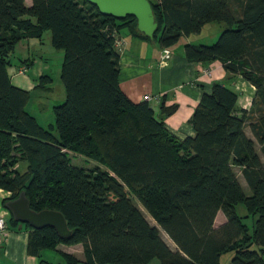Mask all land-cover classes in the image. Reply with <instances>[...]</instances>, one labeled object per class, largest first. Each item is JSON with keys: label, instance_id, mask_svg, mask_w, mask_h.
I'll use <instances>...</instances> for the list:
<instances>
[{"label": "trees", "instance_id": "16d2710c", "mask_svg": "<svg viewBox=\"0 0 264 264\" xmlns=\"http://www.w3.org/2000/svg\"><path fill=\"white\" fill-rule=\"evenodd\" d=\"M157 30L141 34L133 17L102 16L85 0H0V190L8 200L24 192L35 212H60L71 230L61 239L49 227L27 233V254L51 264H264V0H149ZM224 30L211 45H184L188 62H221L228 79L255 88L252 110L238 111V95L219 83L203 94L189 120L194 136L178 140L164 118L145 102L133 103L119 85L115 40L122 30L171 49L207 24ZM50 35L62 52V101L52 107L54 124L42 127L26 107L31 93L9 78L19 42ZM51 77L38 79L50 90ZM248 126L254 140L244 132ZM66 151L99 167L71 164ZM241 169L247 195L234 171ZM140 203L173 242L172 250L135 206ZM244 204L252 230L235 212ZM6 210V209H5ZM221 212L225 222L215 227ZM247 218V217H245ZM9 223L17 227L9 213ZM81 245L84 260L58 250Z\"/></svg>", "mask_w": 264, "mask_h": 264}, {"label": "crops", "instance_id": "0c3cea01", "mask_svg": "<svg viewBox=\"0 0 264 264\" xmlns=\"http://www.w3.org/2000/svg\"><path fill=\"white\" fill-rule=\"evenodd\" d=\"M31 4L32 0H25L27 7ZM223 30L222 24H207L199 34L182 37L179 45L169 49L171 57L162 65L160 64L162 49L157 41L133 37L126 29L118 35L121 44L116 49L119 53L121 90L133 103L146 101L158 119L163 116L162 107L175 106L176 111L165 117L164 123L166 129L180 141L194 136L189 120L202 95L210 94L214 83L222 84L237 93L238 111L252 110L255 88L251 84L240 77L229 80L228 74L219 61L193 63L185 59V44L211 45L217 41ZM62 60L63 54L51 46L49 34L44 35L42 39H25L16 46L8 75L15 87L31 93L32 111H36L35 105H40V102L43 104L42 101L50 100L46 105L48 104L51 109L55 103L62 101L64 90L59 84ZM22 69L25 70L24 73ZM44 75L52 79V83L48 86L51 88L50 92L57 85L58 94L56 93L55 97L51 93L47 97L46 94L49 91L37 87L38 79ZM146 96L149 97L148 100L144 99ZM249 131V127L246 126L244 129L246 136L255 141L251 131L249 135ZM257 153L264 163L263 155H260L258 151ZM3 193L0 190V207L2 198L5 197ZM224 222L225 218L222 223ZM214 226L216 227V219ZM27 240L28 233L24 226L13 227L9 223L7 230L0 235V254H3L0 264H37V259L27 254Z\"/></svg>", "mask_w": 264, "mask_h": 264}, {"label": "water", "instance_id": "95a60500", "mask_svg": "<svg viewBox=\"0 0 264 264\" xmlns=\"http://www.w3.org/2000/svg\"><path fill=\"white\" fill-rule=\"evenodd\" d=\"M95 6L102 16L113 17L116 20H123L126 17H133L136 20L137 30L153 38L157 30L153 11L149 0H85ZM5 209L10 213L12 219L21 225H28L31 229L37 230L44 227L52 228L61 239H67L71 235L64 216L58 211L42 210L35 212L30 209L29 201L24 192H21L16 199L8 200Z\"/></svg>", "mask_w": 264, "mask_h": 264}, {"label": "rangeland", "instance_id": "374dc122", "mask_svg": "<svg viewBox=\"0 0 264 264\" xmlns=\"http://www.w3.org/2000/svg\"><path fill=\"white\" fill-rule=\"evenodd\" d=\"M54 64L55 63H53V65ZM59 84L61 85L60 82H59ZM50 90H46V91H49L46 94V96L48 97L51 93V95H54V97H55V95L58 91L57 85H55V88H53V90L51 92H50ZM42 102H43V104L40 102V105H37V104L35 105L36 111H32L33 108H32V104H31L32 103V98H31L30 104L28 105V107H26V110L37 119L38 123L42 127L47 128L49 125L54 124V114L52 112L51 107H48V104L46 105V103L50 102V100L49 101H42ZM249 135H251L250 131H249ZM256 147H257V151L259 152V154L262 155L260 153L259 146L256 145ZM66 153H67V155L71 161V164L76 166V167H80V168H84V169H88V170L93 169L95 167H99L102 171L106 170L103 166L97 164L95 161H93V160H91V159H89V158H87L81 154L74 153L72 151H66ZM262 159H263V157H262ZM263 161H264V159H263ZM234 171L238 177V180L241 182V185H242L243 189L245 190L246 194L250 195L249 187L246 184L240 169L234 168ZM134 204L142 212V214L145 216V218L149 221V223L151 225L158 227L157 224L153 221V219L149 216V214L143 209V207L140 205L139 202L134 200ZM235 212L239 217L243 218L244 224H246L252 230L254 218H252L251 216H248V213H247V210H246V207L244 206V204H237L235 207ZM245 217H247V218H245ZM222 221H224V215L220 212L218 214V217H216V227L218 225H220L222 223ZM158 229H160V228L158 227ZM160 233H161V237L164 240V242L167 243L172 250H176L175 246H173L172 242H170L167 235L161 229H160ZM57 249L62 251V252H65V253L72 254L74 257H76L79 260H84L83 249H82L81 245H76V246L60 245V246H58ZM9 255L12 256L10 253H9ZM232 256H233V253H228V254L223 255L221 257V264H228L230 262ZM2 257H3V254L1 253L0 259ZM42 258L51 264H57L60 262L62 263V259L59 256V254L57 252H54V251H44L42 253ZM151 264H158V261L155 260V261L151 262Z\"/></svg>", "mask_w": 264, "mask_h": 264}, {"label": "built area", "instance_id": "2783aa9c", "mask_svg": "<svg viewBox=\"0 0 264 264\" xmlns=\"http://www.w3.org/2000/svg\"><path fill=\"white\" fill-rule=\"evenodd\" d=\"M120 44H121V41L118 38H116L115 46L118 47ZM170 57H171V52L168 49H163L162 50V56L160 59V64L161 65L164 64ZM22 72L24 73L25 70L22 69ZM144 99L148 100L149 97L146 96V97H144ZM2 192H4V191H2ZM3 194H5V197L2 199L8 198L11 195L10 192H4ZM8 216H9V212L0 207V235H2L7 230V218H8Z\"/></svg>", "mask_w": 264, "mask_h": 264}]
</instances>
